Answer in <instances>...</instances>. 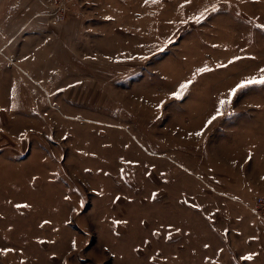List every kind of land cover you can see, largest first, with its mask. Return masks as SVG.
<instances>
[{
	"label": "rangeland",
	"instance_id": "rangeland-1",
	"mask_svg": "<svg viewBox=\"0 0 264 264\" xmlns=\"http://www.w3.org/2000/svg\"><path fill=\"white\" fill-rule=\"evenodd\" d=\"M22 1L0 11V264H264V85L230 94L264 79V0L59 22Z\"/></svg>",
	"mask_w": 264,
	"mask_h": 264
},
{
	"label": "built area",
	"instance_id": "built-area-1",
	"mask_svg": "<svg viewBox=\"0 0 264 264\" xmlns=\"http://www.w3.org/2000/svg\"><path fill=\"white\" fill-rule=\"evenodd\" d=\"M68 1L69 0H48L49 6L51 7L50 15L54 21L59 22L62 19L65 11V4H67ZM255 198V203L250 205L249 209L264 223V196H257Z\"/></svg>",
	"mask_w": 264,
	"mask_h": 264
},
{
	"label": "crops",
	"instance_id": "crops-1",
	"mask_svg": "<svg viewBox=\"0 0 264 264\" xmlns=\"http://www.w3.org/2000/svg\"><path fill=\"white\" fill-rule=\"evenodd\" d=\"M24 8H30V5H27V7H25V4L22 0H0V11L2 9H5L4 12L11 11V13H21Z\"/></svg>",
	"mask_w": 264,
	"mask_h": 264
},
{
	"label": "snow or ice",
	"instance_id": "snow-or-ice-1",
	"mask_svg": "<svg viewBox=\"0 0 264 264\" xmlns=\"http://www.w3.org/2000/svg\"><path fill=\"white\" fill-rule=\"evenodd\" d=\"M262 71H264V69H262ZM248 84H262V85H264V79H260V80L252 79V80H249V81H247V84H240V85H238L237 86V89H233L232 90V93H230V94L231 95H235L236 94V91L238 89H242V88L246 87ZM184 87H187V85H185ZM175 98L176 99H179V94H175ZM220 103H221V105H223L225 102L224 101H221ZM218 115H220L219 110L217 112V116ZM217 116H213L212 117V120H210L208 123L211 124L215 119H217ZM200 134L201 133H197V135H200ZM250 258L251 257H248V259H250Z\"/></svg>",
	"mask_w": 264,
	"mask_h": 264
}]
</instances>
